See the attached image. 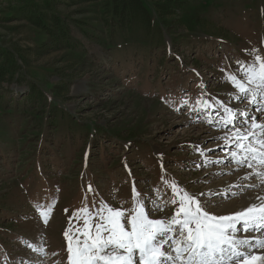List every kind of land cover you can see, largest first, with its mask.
Wrapping results in <instances>:
<instances>
[{"label": "rangeland", "instance_id": "rangeland-1", "mask_svg": "<svg viewBox=\"0 0 264 264\" xmlns=\"http://www.w3.org/2000/svg\"><path fill=\"white\" fill-rule=\"evenodd\" d=\"M102 4L0 0V264H66L69 217L94 197L128 208L135 182L167 200L162 177L191 192L224 191L243 170L196 167L205 159L197 146L215 149L208 158L226 155L210 137L228 129L192 109L229 101L237 90L227 77L251 59L245 50L264 57V0H189L188 13L161 20L160 35L114 40ZM52 16L69 48L55 49L39 27ZM53 200L45 223L40 206ZM240 200L223 199L217 214L240 210Z\"/></svg>", "mask_w": 264, "mask_h": 264}, {"label": "snow or ice", "instance_id": "snow-or-ice-1", "mask_svg": "<svg viewBox=\"0 0 264 264\" xmlns=\"http://www.w3.org/2000/svg\"><path fill=\"white\" fill-rule=\"evenodd\" d=\"M245 51L251 59L236 61L237 71L227 77L237 90L229 101L198 100L192 111L198 119L206 113L207 123L228 129L221 136L210 137L223 141L217 147L226 155L208 158L215 149L197 146L205 159L196 167L227 162L233 165L231 172L249 171L224 191L191 192L174 177L171 182L162 177L172 194L167 200L158 189L139 192L134 182L128 208L123 206L126 201L113 207L94 197L91 208L85 204L69 217L63 233L66 264H264V57L258 50ZM244 101L248 103L241 108ZM253 179L257 182L252 183ZM257 189L259 193L247 195ZM88 191H94L91 185ZM235 197H243L240 210L217 214L220 201ZM55 202L40 206L44 207L40 215L45 223ZM168 206L174 207L170 217L154 218ZM20 264H24L22 259Z\"/></svg>", "mask_w": 264, "mask_h": 264}, {"label": "trees", "instance_id": "trees-1", "mask_svg": "<svg viewBox=\"0 0 264 264\" xmlns=\"http://www.w3.org/2000/svg\"><path fill=\"white\" fill-rule=\"evenodd\" d=\"M188 1L103 0L104 13L109 17V20L105 19V23L109 28L110 38L112 40L121 36L129 38L152 36L153 38L154 35H160L161 20L172 18L178 12L180 15L186 13L189 7ZM51 20L50 24L40 23L39 27L45 31L46 35L54 38L53 41L57 46L55 49L69 48L67 28L55 16H52Z\"/></svg>", "mask_w": 264, "mask_h": 264}, {"label": "bare ground", "instance_id": "bare-ground-1", "mask_svg": "<svg viewBox=\"0 0 264 264\" xmlns=\"http://www.w3.org/2000/svg\"><path fill=\"white\" fill-rule=\"evenodd\" d=\"M246 171H249V170H247V169H243V170H241V172H239V173L237 174V176H236L237 179H236L235 181L238 182V178H239L240 176L244 175V173H245ZM229 182H230V181H229ZM256 182H257V181H256ZM232 183H233V182H231L230 184H232ZM222 184H223V183H222ZM230 184H229V185H230ZM227 185H228V184H227ZM219 186H220V185H219ZM221 187H222V186H221ZM223 187H224V186H223ZM225 187H226V186H225ZM256 193H257V192H256ZM256 193H255V194H256ZM248 194H249V193H248ZM248 194H247V195H248ZM240 201L243 202V200H240ZM238 203H239V202H238Z\"/></svg>", "mask_w": 264, "mask_h": 264}]
</instances>
